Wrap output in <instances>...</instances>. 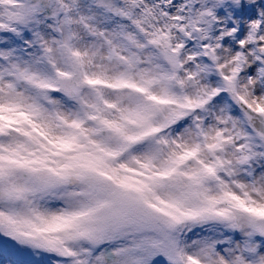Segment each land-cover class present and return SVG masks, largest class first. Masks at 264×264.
I'll return each mask as SVG.
<instances>
[{"label": "snow or ice", "instance_id": "1", "mask_svg": "<svg viewBox=\"0 0 264 264\" xmlns=\"http://www.w3.org/2000/svg\"><path fill=\"white\" fill-rule=\"evenodd\" d=\"M0 264H264V0H0Z\"/></svg>", "mask_w": 264, "mask_h": 264}]
</instances>
